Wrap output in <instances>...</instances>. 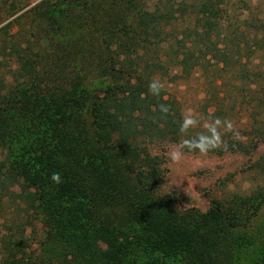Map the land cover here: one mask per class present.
Here are the masks:
<instances>
[{"label":"trees","instance_id":"obj_1","mask_svg":"<svg viewBox=\"0 0 264 264\" xmlns=\"http://www.w3.org/2000/svg\"><path fill=\"white\" fill-rule=\"evenodd\" d=\"M172 1L151 11L145 0H41L7 26L29 24L24 43L12 42L13 83L0 81V204L19 211L7 220L0 264H250L256 245L252 264H264V187L217 199L206 212L182 209L163 191L164 161L151 145L198 136L180 133L183 115L165 77L177 69L191 76L213 60L229 67L246 43L222 26L228 0H196L182 34ZM31 5L2 0L12 16ZM253 27L264 50V22ZM218 40L223 50L212 49ZM153 79L164 85L158 97ZM224 86L207 85L220 91L217 110ZM251 94L264 106V80ZM253 134L213 151L252 154L264 128ZM262 160L255 166L264 173Z\"/></svg>","mask_w":264,"mask_h":264},{"label":"rangeland","instance_id":"obj_2","mask_svg":"<svg viewBox=\"0 0 264 264\" xmlns=\"http://www.w3.org/2000/svg\"><path fill=\"white\" fill-rule=\"evenodd\" d=\"M40 1L30 0L32 5L27 10L12 16L6 12V9H3L2 0H0V81L5 79L9 86L13 83L14 72L18 68L16 60L11 57L12 42L22 41L21 43H24V32L29 29V24L26 25L24 21V31L19 25L8 30L7 26ZM159 1L145 0V4L152 11ZM195 3L198 2L196 0L172 1V12L175 15L173 30L182 34L189 22V19L187 22L184 19L190 7ZM224 8L228 10V13L222 15V26L225 30L226 27H231L230 40L236 41L238 38L246 42L241 43V47L244 48L242 55L237 59V53H234V61L232 60V66L229 65V67L224 63L216 67V60H213L212 64L205 62L206 67L196 68L191 76L184 75L177 69L171 73L170 77H165L164 85L168 98L174 101L173 106L180 110L182 115L187 110H191L193 115L199 119L200 123L193 128V134L199 135L206 132L203 127L204 123L220 118L221 121H230L232 124L231 131L221 129L222 145L229 140L249 143L256 137L253 130L264 128L262 125L264 106L250 101L251 92L255 88L259 90L264 80L262 76L264 74V50L256 46L253 41L255 33L253 24L259 25L264 22V0H228ZM16 33H19L18 38L12 39ZM224 48L225 45L219 40L212 46V49L216 51ZM236 59L241 60L236 63ZM235 66L238 73L234 69ZM214 80H218L219 84H225L220 94L223 105L220 110H217V101L213 100L220 91L212 90L208 93L209 90H207L208 83ZM260 96L264 99L263 95ZM256 140L259 143V140ZM181 143L169 140L157 141L150 147L151 154L164 161L163 191L174 194L180 208L206 212L217 199L227 198L233 194L249 195L254 190L264 187V173L255 166L259 160L264 159V143H259L257 149L249 155L231 152L219 155L213 151L214 149L210 150L207 155H203L199 151L188 152L183 149L182 161L174 164L169 159L168 153ZM2 159L3 156L0 153V160ZM262 162L264 167V160ZM7 201V199L4 201L2 207L0 204V241L7 234V225L10 223L7 220L9 218L11 220L12 216L15 218L19 216L17 204H7ZM0 203H2L1 198ZM259 223L264 225V210ZM260 254L259 245L250 248L247 261L252 264L260 257Z\"/></svg>","mask_w":264,"mask_h":264},{"label":"clouds","instance_id":"obj_3","mask_svg":"<svg viewBox=\"0 0 264 264\" xmlns=\"http://www.w3.org/2000/svg\"><path fill=\"white\" fill-rule=\"evenodd\" d=\"M164 85L158 79H153L149 84V92L154 96H160ZM160 110L163 113L168 112L166 105H160ZM200 123L199 119L196 118L191 110H187L183 114L182 123L180 124V133L187 134L190 129L195 128ZM203 127L206 132L200 133L198 136L191 139L184 140L178 147L172 149L168 153V157L174 164H179L183 159V149L187 148L190 151L198 150L199 153L207 155L210 150L221 147L222 135L221 129L225 131L232 130V124L230 121H221L220 118H215L211 122L204 123ZM55 183H61V177L59 173H53L51 177Z\"/></svg>","mask_w":264,"mask_h":264}]
</instances>
